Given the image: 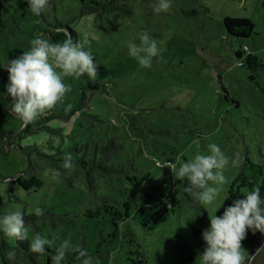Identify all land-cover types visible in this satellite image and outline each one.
Segmentation results:
<instances>
[{
    "label": "rangeland",
    "instance_id": "374dc122",
    "mask_svg": "<svg viewBox=\"0 0 264 264\" xmlns=\"http://www.w3.org/2000/svg\"><path fill=\"white\" fill-rule=\"evenodd\" d=\"M27 11L26 0H0V23L10 20L0 37V57L14 38L23 40V33L10 29L12 18L26 29L36 25L37 18ZM225 15L250 17L255 24L251 35L229 34ZM44 17V26L57 20L72 26L81 43L88 34L85 46L98 63L95 80L107 90L88 88L87 111L96 118L76 111L69 120L51 119L50 129L5 136L11 145L0 153V212L33 213L39 207L41 216L25 225L28 236L39 232L57 245L68 240L91 254L94 264H181L178 242L182 236L193 240L191 226L199 225V219L190 209L187 181L176 179L175 169L157 166L155 159L163 163L177 156L178 167L196 153L208 154L209 144L220 145L236 165L224 169L226 184L216 205L228 196L221 207L206 206L210 216H219L233 200L229 187L243 155L264 158V0H171L170 8L159 14L145 0H124L118 10L102 14L81 12L78 0H54ZM144 33L162 49L150 68H142L127 53V42L139 43ZM245 45L260 60L258 68L244 58L238 64L235 50ZM91 81L86 76L66 78L71 91L59 105L75 99ZM2 114L0 131L16 132L20 120L2 119ZM112 136L123 145L112 160L125 171L97 177L94 188L83 183L74 167L60 170V178L53 180L46 170L57 167L37 151L31 152L28 164L22 151L34 144L40 152L63 157L74 154L69 147L75 144L93 150ZM169 197L174 210L154 230L133 218L135 203L144 198L161 203ZM6 264L44 263L29 262L20 253Z\"/></svg>",
    "mask_w": 264,
    "mask_h": 264
},
{
    "label": "clouds",
    "instance_id": "9594fccd",
    "mask_svg": "<svg viewBox=\"0 0 264 264\" xmlns=\"http://www.w3.org/2000/svg\"><path fill=\"white\" fill-rule=\"evenodd\" d=\"M53 0H26L30 13L39 19L52 6ZM171 0H150L149 7L153 14L167 11ZM94 38V37H93ZM127 42V53L134 58L142 68H150L153 58L158 57L162 50L155 39H150L147 33ZM88 34L85 33L84 43L73 41L66 36L62 41L52 40L43 33L28 37V47L14 58L0 60V69H6L7 83L4 92H0V103L9 101V110L27 126L43 116L49 110L57 107L71 91V85L66 83L68 77L95 80L98 75V63L93 59V52L85 45ZM208 154L196 153L194 158L175 165L174 177L186 180L185 191L191 198L205 206H214L217 210L228 196L217 206L216 202L226 184L224 169L235 166L236 160L227 156L220 145L211 143ZM179 160V157H177ZM73 167L71 154L65 156L61 168ZM53 180L61 176L60 168L46 170ZM261 183L258 182L251 190L243 193L242 198H236L224 206L221 215L215 213L209 216V225L202 230L204 250L200 253L199 264H248L241 241L247 232L264 233V196L261 195ZM215 210V212H216ZM40 216L41 209H33ZM208 213V210H207ZM0 234L18 240L28 239L29 250L41 254L48 248H55L52 264H65L69 255L75 254L81 264H94V258L85 249L63 240L58 245L55 241L37 232L28 237L24 215L21 210L0 212ZM9 260L13 253L7 254ZM0 264H3L0 261Z\"/></svg>",
    "mask_w": 264,
    "mask_h": 264
},
{
    "label": "trees",
    "instance_id": "16d2710c",
    "mask_svg": "<svg viewBox=\"0 0 264 264\" xmlns=\"http://www.w3.org/2000/svg\"><path fill=\"white\" fill-rule=\"evenodd\" d=\"M80 3L81 12H90L96 11L99 14L105 12H114L118 10L124 0H78ZM147 1L149 6L150 0ZM54 4V0L52 5ZM30 13V11H27ZM27 16V15H26ZM25 16V17H26ZM28 17V16H27ZM29 18V17H28ZM45 20L44 14L37 19V23L31 29H26L20 22L17 21V18H12L13 23L10 29L13 33H23V40L18 41L17 39H13L9 45L6 47L5 53L0 57V60L6 61L7 58H14L19 55L22 51L26 50L28 47V37L34 36L37 33H43L47 37H50L52 40L62 41L66 36H71L73 41H77V32L76 30L70 26L69 24L63 23L57 20L54 24L50 26H44L41 24L43 20ZM10 20H4L0 23V37L2 34L6 32V26ZM224 25L229 34L238 36V37H247L250 36L255 28V24L252 19L248 16H232L225 15L224 16ZM235 54L240 57L241 64H243V58L248 63L250 67L255 65L256 68L261 66L260 60L254 55L252 52L248 51V46L245 45L243 48H237L235 50ZM8 73L6 69H0V92H4V85L7 83ZM219 81L221 82V78L219 76ZM224 87V86H223ZM88 88L100 89L101 91H106V84L101 81H91L82 86L78 96L73 99L67 101L64 105H58L46 112L43 116L30 123L27 126H23L22 121L9 110V101H3L0 103V111L5 114H2V119L4 116H7L8 119L18 118L20 120V126L16 132H12L9 129H1L0 137H1V146L0 153H6L11 143L5 140V136L8 134L15 135L18 133L21 137L26 136L27 134L33 133L39 129L44 127L49 128L48 122L51 119H60V120H69L76 111H80L83 114H87L90 117L96 118L95 114H91L87 111L89 107V96H88ZM225 88V87H224ZM2 126V124L0 125ZM13 134H12V133ZM4 140V141H3ZM122 143L116 139L115 136H112L107 139L105 143H103L99 148H94L90 150L88 144H82L78 146L75 144L73 147H69L70 150H74V154L72 156L73 167L75 168V173H79L81 180L83 183L89 187L94 188L97 186V177L99 176H112L114 173H118L120 171H125L123 165L115 164L112 160L114 155L120 148L122 147ZM22 151L26 155L28 160V164L30 162V154L32 151H37L39 155L44 157L48 163L52 166L60 168V170H69L61 168V164L65 156H57L55 153H46L43 151H38L37 147L34 144L29 145L28 147L22 148ZM242 164L238 170V173L234 177L230 187L229 193L232 196L233 200L238 198L240 193H245L248 190H251L258 182L261 183V195L264 196V158L258 161L253 160L248 154L243 155ZM177 161V156L169 157L163 163L158 159H155V164L157 166L166 167L167 165H175ZM71 169V168H70ZM174 168H170L173 170ZM127 171V170H126ZM144 178V177H143ZM162 180H165L163 178ZM161 182V181H159ZM40 183V182H39ZM38 183V184H39ZM162 183V182H161ZM36 184V185H38ZM40 186V185H39ZM235 186V187H234ZM148 187V186H147ZM235 189V195L233 194V190ZM143 194L147 195L146 189H144ZM141 195V194H139ZM188 195V194H187ZM143 196V195H142ZM188 201L191 199V195L188 196ZM117 200V203H120L121 206L124 207V201ZM175 202L172 198H168L165 202L157 203L150 202L148 199L144 198V202L135 203V210L133 212V218L137 220L144 229L146 230H154L164 219L166 215L169 214L171 210H174L172 207ZM191 205L192 211L195 212V215L199 219V225L193 224L191 226L193 234L195 237L193 240L184 239L183 236L178 242V246L180 247L178 250V255L181 261V264H199V256L200 253L204 250L205 242L202 240V230L206 228L209 223V211L204 209L199 203L193 200V203H189ZM206 207V206H205ZM209 214V216H208ZM25 225L34 222L37 217L34 213H25L23 212ZM46 216V215H45ZM49 218V217H48ZM7 236L0 234V258L1 261L6 264L9 261L7 254L9 252L14 255L23 254L29 262H37L38 259H41L44 264L52 260L53 255L55 254V248H48L46 246V251L41 254L33 253L29 250V240L23 239L18 240L14 239L13 242L6 239ZM29 237V236H28ZM30 238V237H29ZM264 238V233H260L259 231L253 233L251 231L247 232L246 237L241 241L242 247H244L243 251L246 256V260L250 257L251 253L254 251L255 247L259 244V242ZM75 254L69 255L65 262H70L75 260ZM137 264V263H135ZM144 264V263H142ZM250 264H264V244L259 249V251L254 255Z\"/></svg>",
    "mask_w": 264,
    "mask_h": 264
},
{
    "label": "water",
    "instance_id": "95a60500",
    "mask_svg": "<svg viewBox=\"0 0 264 264\" xmlns=\"http://www.w3.org/2000/svg\"><path fill=\"white\" fill-rule=\"evenodd\" d=\"M263 244H264V238H262V240L259 242V244L255 247L254 251L251 253L250 257L247 260L248 264H250L252 258L259 251V249L263 246Z\"/></svg>",
    "mask_w": 264,
    "mask_h": 264
},
{
    "label": "built area",
    "instance_id": "2783aa9c",
    "mask_svg": "<svg viewBox=\"0 0 264 264\" xmlns=\"http://www.w3.org/2000/svg\"><path fill=\"white\" fill-rule=\"evenodd\" d=\"M239 64H241V61L239 62Z\"/></svg>",
    "mask_w": 264,
    "mask_h": 264
}]
</instances>
